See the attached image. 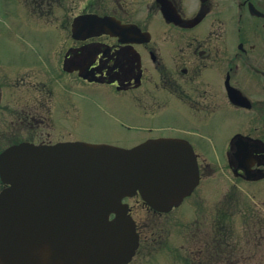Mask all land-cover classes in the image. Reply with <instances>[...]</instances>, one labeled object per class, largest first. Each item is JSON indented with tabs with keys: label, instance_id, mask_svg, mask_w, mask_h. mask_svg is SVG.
<instances>
[{
	"label": "flooded vegetation",
	"instance_id": "obj_1",
	"mask_svg": "<svg viewBox=\"0 0 264 264\" xmlns=\"http://www.w3.org/2000/svg\"><path fill=\"white\" fill-rule=\"evenodd\" d=\"M12 3L2 11L22 30L0 40V159L23 143L86 141L66 125L68 92L97 89L104 108L116 110L119 99L140 123L123 122L138 133L130 143H92L130 148L161 138L187 141L199 183L178 208L212 195L209 264L249 262L233 243L232 217L242 197L264 193V0ZM47 31L63 39L43 44ZM5 187L0 175V193ZM125 202L140 237L137 257L164 242L159 222L174 210L155 211L139 197ZM258 206L264 209V200L252 208ZM247 215H241L246 228ZM249 225L244 235L262 240L263 228L253 232L257 224ZM204 249L200 243V260Z\"/></svg>",
	"mask_w": 264,
	"mask_h": 264
},
{
	"label": "water",
	"instance_id": "obj_2",
	"mask_svg": "<svg viewBox=\"0 0 264 264\" xmlns=\"http://www.w3.org/2000/svg\"><path fill=\"white\" fill-rule=\"evenodd\" d=\"M2 175L10 185L0 200L2 264H126L139 239L123 198L140 193L169 211L198 183V166L174 140L25 144L4 154Z\"/></svg>",
	"mask_w": 264,
	"mask_h": 264
},
{
	"label": "rangeland",
	"instance_id": "obj_3",
	"mask_svg": "<svg viewBox=\"0 0 264 264\" xmlns=\"http://www.w3.org/2000/svg\"><path fill=\"white\" fill-rule=\"evenodd\" d=\"M12 1L0 0V28L5 30L2 31L3 34H0V40L4 42L10 41L9 33L15 34V30L20 32L22 30V23L7 18L5 15L9 14L2 11L10 5L13 6ZM11 9L15 10L16 6L14 5ZM61 38L63 39L58 32H41V43L43 44H45L43 41L58 42ZM23 40L27 41V36ZM88 90H92V88L87 89V92H82L77 88L68 92L67 103H69V106L67 111L69 116L66 125L69 133H75L77 137H81L88 142L127 144L135 140L138 133L133 132L132 129H127L123 122L128 121L129 123L139 124L140 118L137 111L132 110L131 112L127 106L122 107L119 99H117L116 110H107L102 106L103 102L99 98L102 96L101 93L99 91L97 93V89L92 90L93 92H88ZM106 103L111 105L108 101ZM164 123L161 125H164ZM252 194L250 192V195ZM204 198L203 202L198 205L185 204L174 210L167 218L162 219L159 224L161 225L164 242L154 250L151 249L149 252L137 256L132 264H193L191 258H196L195 252L200 243L204 245L205 241H211L210 222L213 216L211 205L213 199L211 198L213 196L207 194ZM241 199L245 203L233 208V233L236 234L233 235V243L238 247L237 249H244L245 254L251 259L243 264H251L254 261L264 264V238L260 240L252 238L250 235H244L246 232L249 233L248 229L251 225L248 226V222H252V225L257 224L252 226L253 232H257L259 226L263 228L264 232V209L261 206L252 208L255 201L260 203L261 200H264V193L260 194L258 192V195L253 197L245 195ZM236 200L237 198L233 199L234 202ZM135 201L133 200V202ZM242 211L248 214L247 228L244 225V217H241L242 214H245ZM197 223L201 224L200 229H197ZM205 257L209 262L208 254ZM205 257L203 256V261ZM204 263L209 264L210 262L206 263L194 259V264Z\"/></svg>",
	"mask_w": 264,
	"mask_h": 264
},
{
	"label": "trees",
	"instance_id": "obj_4",
	"mask_svg": "<svg viewBox=\"0 0 264 264\" xmlns=\"http://www.w3.org/2000/svg\"><path fill=\"white\" fill-rule=\"evenodd\" d=\"M209 242V243H208ZM208 242H206L205 241V243H204V251H206L205 253H203V256L205 257V256H207V254H208V257H209V260H210V255H209V251H210V249H211V241H208ZM195 260H198V259H196V258H194ZM194 259L193 258H191V263H192V261H193V264H194ZM202 262H206V263H209V262H207V257H205L204 258V261H202ZM205 264V263H204Z\"/></svg>",
	"mask_w": 264,
	"mask_h": 264
}]
</instances>
